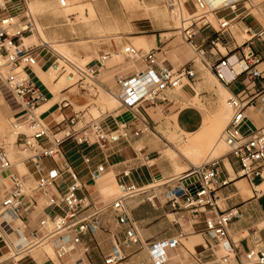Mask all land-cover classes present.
<instances>
[{"label":"built area","instance_id":"obj_1","mask_svg":"<svg viewBox=\"0 0 264 264\" xmlns=\"http://www.w3.org/2000/svg\"><path fill=\"white\" fill-rule=\"evenodd\" d=\"M14 0H0V82L8 93L19 104V109L13 114L11 126L17 133L16 143L29 153L24 161L34 168V171L20 173L10 159L4 144L0 141V264H20L30 256L31 251L41 248L47 243H54L55 256L65 260L72 255H78L73 264H97L90 257L91 247L83 242V237L103 228V215L110 214L117 223L124 225V238L115 244L110 252L103 254L99 264H129L125 248L140 246L149 248L148 262L141 264H164V247L168 244L178 245L179 239L155 245H147L141 237L136 221L130 215L127 201L147 191L146 187L129 181L132 171L138 167L127 168L118 175L120 193L110 202L97 205L87 196L78 194V186L63 191L66 174L76 181L78 174L70 162L62 160L61 166L49 168L45 161L52 159L58 163L64 159L63 144L74 138L78 145H97L104 151V162L97 165L91 172L93 179L105 172V163L122 142H130L133 137H139L145 132L152 131V124L134 111L140 126L132 131L127 124L110 130L103 119L92 118L80 129H75L80 116L75 113L67 121V126L59 124L51 128L42 115L39 107L48 99L45 86L38 80L33 68L43 62L47 71L52 70L57 77L65 76L69 81L76 78L75 83H83L93 72L76 64L72 59L59 53L46 42L25 44V37L37 31L36 17L30 10L27 0H21L14 7ZM65 6V0H61ZM188 0H168L170 7L183 9ZM195 11L189 15L188 25L180 28L184 40L197 51L203 52L202 45L197 43V35L202 27L212 25L207 11L206 0H192ZM240 0H225L221 9L234 10ZM14 10V12H13ZM219 10V8L214 9ZM23 18V20L21 19ZM236 18V17H235ZM184 20V21H187ZM235 19L220 22L219 36L211 41L216 46L220 35L231 27ZM251 41L262 36L264 30L256 32L249 30ZM124 53L130 59L141 61L148 70L136 71L133 77H119L118 83L124 94V104L133 108L138 102L157 104L167 100V92L178 91L186 83L195 81L197 72L192 64H184L175 69L168 67L157 58V49L142 50L129 44ZM111 54L103 56V60ZM230 58L221 59L214 65L217 79L230 84L240 76H245V85L238 94H232L228 105L232 110L231 117L223 129L220 140L228 147L227 154L231 155L240 165V175L246 178L258 192L264 184V127L258 128L250 123L247 111L258 106L264 113V57L250 54L246 59L251 60L247 68L235 75L231 80L226 79L224 69L230 67ZM96 89L95 85H92ZM229 86V85H228ZM97 91V90H96ZM146 157V156H145ZM147 159V157H146ZM89 163V156L84 158ZM220 157L208 160L195 166L188 174L180 176L181 183L167 193L168 204L177 213H186L190 222L201 213L210 212L204 219L205 233L215 240L210 249L221 250L223 254L217 259L218 264H228L234 259L235 264H264V243L257 230L250 232L255 245L242 250L230 235L233 219L238 215L236 208L222 210L216 196V185L224 186L227 180L219 182L221 174ZM35 177V184L28 187V181ZM185 182V183H184ZM38 195L45 197V209L53 207L59 211L45 215L35 229H27L24 219L27 212L38 206ZM151 200V199H150ZM184 234L181 233L180 237ZM199 261L201 259L199 258Z\"/></svg>","mask_w":264,"mask_h":264},{"label":"crops","instance_id":"obj_2","mask_svg":"<svg viewBox=\"0 0 264 264\" xmlns=\"http://www.w3.org/2000/svg\"><path fill=\"white\" fill-rule=\"evenodd\" d=\"M32 2L38 8L44 9L50 7L54 1L32 0ZM209 5L212 9L213 19L218 27L210 19L212 25L202 27L199 30L196 41L198 45H202L203 52L197 53L196 51V54L202 57V63L212 75L216 77L214 65L219 63L221 59L234 57L237 60L243 61L246 69L251 63V60L246 59L250 54L253 53L258 57H264V34L253 38L249 41L250 43L247 42L251 36L249 30H255L256 32L264 30V2L256 5L254 0H240L234 10L230 8L221 9L222 3L221 1L219 3V0H209ZM253 7L258 11L257 13H254ZM184 8L189 13L190 11H192L191 13L195 11L192 0H188ZM216 8H219V10L215 11L214 9ZM38 17L42 24L50 23L52 20L50 15ZM232 18L235 20L231 23V27L223 35H220V41H216V46H213L211 41L217 39L219 36L220 22ZM74 19L75 17H71L73 22ZM138 20H141V22L135 23V25H144L152 28L146 35L132 37L137 39L138 44L148 47L149 50L157 49L158 60L164 62L168 67L177 69L186 64L187 59L174 48L173 43L175 40H171L170 38L164 39L162 35L166 33L162 32L161 28H155L162 24L158 17H146ZM180 34L182 36L181 31ZM38 37L41 39L40 35ZM239 37L241 41H239ZM182 39L186 42L183 36ZM29 40H33L32 35H30ZM126 40V43L131 44L132 41L129 38ZM24 41L26 40L24 39ZM188 45L190 46V44ZM220 45L225 52L220 49ZM109 49H112L116 56L113 57L110 51L106 54H111L112 57H107V59L103 60V56L106 55L104 54L102 57L100 56L90 61L86 65V68L91 69L93 72L90 74L91 77H87L83 83L72 82L66 87L58 88V77L56 80L50 81V83L45 81L44 76L48 71L45 70V66L42 63L38 66L40 70H37L36 67L33 68L38 80L45 86L48 94L47 101L39 107L38 112L51 128L57 124L66 127L68 119L75 113L80 116V121L74 125V128L76 130L81 128L79 124L86 119L85 111L90 106V96H92L88 93V90L86 91L84 84L87 79L91 78L98 85L102 86L103 90L108 93L111 92L119 100H117L119 103L118 107L101 112L100 115V118L105 120L103 123H106L110 130H115L123 124H127L132 131L138 129L140 120L135 118L134 111H137L141 117L152 124L153 129H156L154 125L165 117L164 113L168 109L177 110L180 103L197 97L200 93L198 88H200L201 92L205 93V90L201 88V85H204L203 81H200L202 79V68L198 63H194V68L197 72L195 81L186 83L178 91H168V99L159 104L153 105L147 102H138L131 108L124 104V94L118 83V78L133 77L136 71L146 72L148 67L141 61H135L130 58H128L129 60L124 58L122 60L119 54L120 46L117 44ZM45 78L49 81L47 77ZM220 83L230 90L231 95H235L245 85H248V80L243 75L230 84H225L221 81ZM234 83L240 85L241 88L233 90L232 85ZM9 95L14 99L10 93ZM17 105L19 106L18 103ZM163 106H167L166 109H162L161 107ZM186 112V108H179L176 113L178 115L177 123L179 127L186 132L198 130L202 126V116L199 113L188 116ZM247 115L251 124L258 128L264 127V113L259 111L257 105L251 107L247 111ZM152 131L145 132L139 137H133L130 142H122L118 145L106 160L105 172L95 179L92 178L91 172L97 165L104 162L105 152L100 150L97 145H78L74 138L67 140L63 144L65 151L64 159H59L58 163L52 159H47L45 164L47 167L52 168L57 165L61 166L63 164L62 160L70 162L78 174V180L74 181L66 174L65 183L62 184L63 191L73 186H78V194L87 196L97 205H101L104 201L110 202L115 198L118 193L119 174L129 167H138L132 171L128 180L137 183L139 186L146 187L147 191L130 198L127 201V206L130 215L136 221L144 242L151 246L167 242L171 239L180 240L178 245L168 244L164 247L162 255L165 261L164 264H218L217 259L223 252L220 249L215 251L210 249V245H215V240L204 232V219L206 216L211 215V213H201L188 222L186 221V217H190L189 213L182 216L183 213L173 211L167 202L166 195L171 189L181 183L180 176L182 175L176 174V168L174 167L170 170H165L161 158L150 160L148 154L146 155L147 159L145 156L142 157V151L148 150L152 142H154V138L150 135ZM87 156L91 158L89 163L84 160ZM147 160L153 161V164H149ZM220 162L221 174L219 182L227 180L228 183L224 186H220L219 183L216 185L218 204L222 210L230 208L238 210V215L233 219L230 227V235L240 248L245 251L255 245L250 234L252 230H257L264 242V192L256 191L249 181L240 175V165L231 155L227 153L223 156L220 155ZM23 164L26 172L29 171L30 166L25 161ZM16 167L20 172H25L20 170L19 164ZM28 182L35 184V177L29 179ZM260 186L259 189L263 188L262 185ZM247 188L251 190L250 194L247 192ZM37 200V208L27 212L24 218L27 221V229H35L45 215H54L59 211L53 207L45 209V197L43 195H38ZM102 221L104 229L88 233L83 237V242L91 247L90 257L97 264L102 261L103 254L110 252L115 244H119V240L114 236V233H118V237L121 240L124 238L123 231L125 226L117 223L112 215H103ZM181 233L184 234L183 237H180ZM47 244H50L49 246L53 248L55 255L54 243ZM263 244L260 243L258 247H261ZM45 247L31 251L30 256L24 258L20 264H73L70 258H67V262L66 260H58L56 256L53 259L48 255L49 253L45 250ZM124 251L129 264H141L150 260L149 248H140L139 245H136L132 248L124 247ZM199 258L201 261H199ZM228 264H235L234 259H231Z\"/></svg>","mask_w":264,"mask_h":264},{"label":"rangeland","instance_id":"obj_3","mask_svg":"<svg viewBox=\"0 0 264 264\" xmlns=\"http://www.w3.org/2000/svg\"><path fill=\"white\" fill-rule=\"evenodd\" d=\"M20 1L21 0H14V7L16 5L18 6ZM27 1L30 10L36 17L38 34L37 31L33 34L36 36L37 41L27 40L25 44L30 45L43 42L42 39L38 37V35L41 34L42 38L46 40L52 48L83 67L93 59L100 56L102 57V55L110 51L113 57H115L114 51L109 48L116 46V44L120 46L119 54L121 59H128L123 52V47L129 45L125 42L127 38L132 41L131 44L136 48L149 50L148 47L138 44L137 39L132 37L146 35L152 28L144 25H135V23L141 22V20H138L141 18L158 17L162 24L155 28H161V31L166 33L163 34L162 37H164V39L170 38L171 40H175L173 43L174 48L180 52V55L187 59L186 64L194 65V63H198L201 66L202 79H200V81H203L204 84L201 85V88L205 90V93L201 92L200 88H198L200 93L197 97L180 103L177 110L168 109L164 113L165 117L154 125L156 129L152 127L153 131L150 135L154 138V142H152L148 150L142 151V157L148 154L150 160L161 158L165 170H170L174 167L178 175H186L193 170L195 166L201 165L211 160V158H218L217 156H209V152L211 149H214V146L219 142L220 134L231 117L230 111L226 106V100L230 98L231 94L223 91L221 87L223 85L202 63V57L197 55L196 51L182 39L180 28L184 24H189L187 19H189V15L192 11L189 13L187 9L183 8V17H180L181 10L170 7L168 0H66V7L60 5V0H52L54 2L51 3L50 7L44 9L38 8L32 0ZM254 2L257 5L264 2V0H254ZM173 9L175 10L173 11ZM207 11L209 19H212L216 25L210 5H208ZM253 11L254 13L258 12L255 7H253ZM41 15H50L52 18L51 22L42 24L38 17ZM71 17H75L74 22L71 20ZM21 19L23 20V18ZM216 27L218 26L216 25ZM238 39L241 41L240 37ZM219 47L225 52L221 45ZM41 63L43 62L41 61ZM36 69L40 70L37 66ZM45 70H47V66H45ZM42 75L44 76V74ZM45 77H47L49 81ZM56 78L57 74L52 70H49L44 76L47 83L56 80ZM58 78V88L66 87L76 80L75 78L69 81L65 76ZM90 84L95 85L96 89H93V86H90ZM84 85L86 91L88 90V93L92 96H90V106L87 111H85L86 119L79 124L81 125L80 127L90 122L92 118L99 117L101 112L113 110L119 106L117 99L111 95V92L108 93L101 89L100 85L97 83H91L90 79H87ZM240 88V85H236L235 83L232 85L233 90H238ZM204 95H206V97H204ZM103 106H105V108ZM166 107L163 106L161 108L166 109ZM179 108H186L188 116H192L199 112L203 118L202 126L194 132L183 131L177 123L178 115L176 113ZM18 109L19 106L17 102L11 98L4 84L0 82V141L4 144L13 163L16 164L17 162L20 165V170L26 172L22 160L26 158L29 153L24 151L19 146V143H16L17 133L11 126L13 114ZM219 116L226 117L224 120L220 121V124H224L216 134L212 135L205 151L197 152L191 150L192 152L186 153L184 149L188 147L191 138H195L204 128L207 129L213 125ZM12 135L16 136L12 137ZM218 148L219 154H222V156L229 151L227 145L225 147L219 146ZM147 162L153 164V161L147 160ZM30 170L34 171V168L30 166ZM32 186H34V184L28 182V187ZM247 189L250 190L249 188ZM48 245L50 244H45L41 248ZM48 253L50 257L55 259L53 248L48 251ZM78 257L79 256L76 254L68 258L73 261ZM65 260L67 262V259Z\"/></svg>","mask_w":264,"mask_h":264},{"label":"bare ground","instance_id":"obj_4","mask_svg":"<svg viewBox=\"0 0 264 264\" xmlns=\"http://www.w3.org/2000/svg\"><path fill=\"white\" fill-rule=\"evenodd\" d=\"M61 1V0H60ZM59 1V3H60V5H61V2ZM127 1V0H126ZM220 1H221V3H222V5H224V1L225 0H219V3H220ZM206 2H207V6L209 5V0H206ZM65 6H63V7H66L67 6V1L65 0ZM221 5V6H222ZM62 6V5H61ZM175 9H173V11H174ZM177 10V9H176ZM180 17H183V12H182V9H181V11H180ZM37 34H38V27H37ZM39 34H40V32H39ZM43 34V33H42ZM30 37V36H29ZM29 37H26L25 38V40H26V42H27V40H29ZM40 37H41V39H42V41L43 42H46V43H48L46 40H44L43 38H42V36H41V34H40ZM31 39V38H30ZM32 39H33V41H37L36 39V36L35 35H32ZM127 45H125L124 47H123V52H124V49H125V47H126ZM110 57H112V55H110ZM37 67L38 66H40V64L39 65H36ZM35 66V67H36ZM245 68V63L243 62V61H241V60H237L236 58H234V57H232V58H230V67L229 68H226V69H224V72H225V75H226V79L227 80H231L235 75H237V74H239L241 71H243V69ZM90 82L91 83H96L95 81H94V79H90ZM92 84H90V86H91ZM101 87V89H103V87L102 86H100ZM222 87V89H223V91L225 92V93H230V90H228V88H225L224 86H221ZM112 95V94H111ZM112 96H114V95H112ZM117 100H118V98L116 97V96H114ZM119 101V100H118ZM226 106H227V108H228V110L230 111V115H231V110H230V107H229V105H228V100H226ZM104 108H105V106H103ZM108 109V108H107ZM195 111V110H194ZM198 111V110H197ZM199 113V112H198ZM226 117L225 116H219L217 119H216V121L214 122V124L213 125H211L210 127H208L207 129L206 128H204L202 131H201V133H199L198 134V136H196L195 138H191V141H190V143L188 144V147L186 148V149H184V151L186 152V153H190V152H192L191 150H195V151H200V152H202V151H205V149L208 147V145H209V140H211V138H212V135H214V134H216L218 131H219V129L222 127V125L224 124V123H221L220 124V121L221 120H224ZM228 123V122H227ZM227 125V124H226ZM225 125V126H226ZM225 128V127H224ZM223 128V129H224ZM223 131V130H222ZM222 133V132H221ZM13 136H16V135H12V137ZM220 136H221V134H220ZM225 147L226 146V144L223 142V141H221L220 140V137H219V142L214 146V149H211V151L209 152V156H219L220 157V155H222V154H219V148L218 147ZM24 160V159H23ZM22 160V164H23V161ZM16 164H18L17 162H16ZM24 165V164H23ZM19 170V169H18ZM21 173H26V172H21ZM263 187H264V184L262 185ZM259 187H261V186H259ZM259 187H258V189H259ZM117 188H118V193H117V195L115 196V197H117L118 195H119V193H120V190H119V187L117 186ZM260 189H262L263 191H264V189L263 188H260ZM259 189V190H260ZM247 192L250 194L251 192H250V190H247ZM45 250L48 252V251H50V250H52V247H50L49 245L48 246H46L45 247Z\"/></svg>","mask_w":264,"mask_h":264}]
</instances>
